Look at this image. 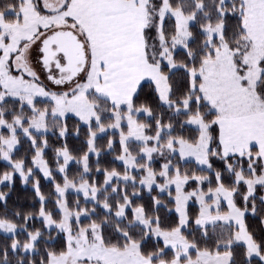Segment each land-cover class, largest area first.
<instances>
[{
    "label": "snow or ice",
    "instance_id": "obj_1",
    "mask_svg": "<svg viewBox=\"0 0 264 264\" xmlns=\"http://www.w3.org/2000/svg\"><path fill=\"white\" fill-rule=\"evenodd\" d=\"M0 264H264V0H0Z\"/></svg>",
    "mask_w": 264,
    "mask_h": 264
}]
</instances>
